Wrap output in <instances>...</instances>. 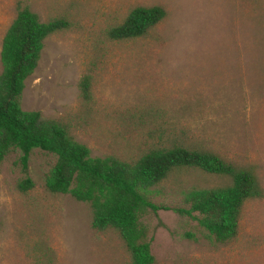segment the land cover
<instances>
[{
  "label": "rangeland",
  "instance_id": "rangeland-1",
  "mask_svg": "<svg viewBox=\"0 0 264 264\" xmlns=\"http://www.w3.org/2000/svg\"><path fill=\"white\" fill-rule=\"evenodd\" d=\"M17 1L0 0V42ZM22 1L40 22L64 18L68 28L43 42L21 111L64 123L91 157L129 160L176 143L255 167L263 198L244 202L237 235L225 246L212 247L195 222L171 211L144 215L153 264H264V0ZM152 6L166 16L144 38H105L132 8ZM17 158L10 153L0 163V264H43L45 252L50 264L128 263L113 233L91 229L87 204L44 190L53 156L32 151L25 173ZM25 177L32 188L20 193ZM219 183L184 172L149 196L176 208L190 187Z\"/></svg>",
  "mask_w": 264,
  "mask_h": 264
},
{
  "label": "trees",
  "instance_id": "trees-1",
  "mask_svg": "<svg viewBox=\"0 0 264 264\" xmlns=\"http://www.w3.org/2000/svg\"><path fill=\"white\" fill-rule=\"evenodd\" d=\"M165 16L160 6L134 7L104 36L118 43L142 39ZM67 28L64 18L40 22L22 0L17 1L15 17L0 42V163L8 154L18 153L17 164L25 173L32 151L53 156L55 161L44 177V190L87 204L91 229L113 233L127 255V264L154 263L147 228L140 220L158 211H171L195 222L214 248L231 243L237 235L244 202L263 198L255 167L236 166L212 152L176 143L148 148L129 160L111 155L91 157L86 147L69 136L64 123L43 119L37 112L21 111L19 100L24 82L37 66L43 42ZM78 89L85 115L90 109L87 75L80 79ZM184 172L211 177L220 183L190 187L182 195L181 207L151 202L149 195L155 188ZM31 188L27 177L17 185L20 193ZM40 258L43 264H50L47 252Z\"/></svg>",
  "mask_w": 264,
  "mask_h": 264
}]
</instances>
